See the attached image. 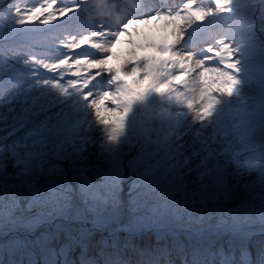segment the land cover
I'll list each match as a JSON object with an SVG mask.
<instances>
[{
  "label": "snow or ice",
  "instance_id": "obj_1",
  "mask_svg": "<svg viewBox=\"0 0 264 264\" xmlns=\"http://www.w3.org/2000/svg\"><path fill=\"white\" fill-rule=\"evenodd\" d=\"M56 3L22 9L0 0V11L23 25ZM210 4L157 7L117 27L96 19L87 0L58 8L61 17L88 15L89 26L73 34L69 49L113 41L96 59L88 47L73 51L71 59L81 63L71 66L86 74L74 73L82 83L68 80L76 109L82 98L101 124H114L110 142L147 90L163 94L170 88L122 68L135 59L130 41L145 45L136 54L201 71L199 101L187 105L198 126L175 139L142 133L122 149L98 150L86 118L73 116V108L51 91L67 96L65 86L36 70L42 65L63 73L68 59H24L17 67L21 58L11 64L0 57V109L7 110L0 117V264H264V120L217 110L219 96L243 87L240 49L264 44V28L258 32L252 22L264 15V0H251L250 9L238 0ZM238 9L248 10L237 15ZM53 18L49 12L44 22ZM153 24L162 35L137 28ZM203 24L219 33L215 46L206 45L200 59L176 51L188 30ZM153 42L159 50L147 47ZM108 75L115 87L97 95V83ZM129 170L135 179L125 196Z\"/></svg>",
  "mask_w": 264,
  "mask_h": 264
},
{
  "label": "rangeland",
  "instance_id": "obj_2",
  "mask_svg": "<svg viewBox=\"0 0 264 264\" xmlns=\"http://www.w3.org/2000/svg\"><path fill=\"white\" fill-rule=\"evenodd\" d=\"M104 2L105 0H87L88 6L90 11L94 10V4L95 2ZM162 3H165L164 0H159ZM190 3H193L194 6H204V7H210L211 4L208 0H200V2H196V0H189ZM43 3L39 4V7L41 5H47L48 0H43ZM72 3H74V0H57V3L54 5L52 9H47L46 7L42 9L41 17L44 16L43 12L47 11L53 13V19L49 20L47 24V29L49 32L53 33V38L51 42H48V45L46 46V49H39L37 53V57L41 59H45L47 57L54 58L53 63H58L59 59H63V56L66 51H70L73 49H69L66 47L67 44L71 42L72 36L74 33L78 32L81 29H75L74 26L76 24H82L84 25V28L89 26V20L88 15L85 13L83 16H79V14H68L66 16H59L58 15V8L60 6H69ZM160 4V3H158ZM155 0H143L142 4H140V8L143 9V15L150 14L154 8L153 6L158 5ZM131 7L129 0L120 1L116 0V5L114 7H110L106 10L102 9L101 11H97L96 15L93 14V16L96 19H102L106 22L110 20V24L113 25L114 23L119 26L123 21H125L124 14L127 16V18H136L134 16V9ZM161 7V6H158ZM49 15V14H48ZM48 15L45 16L46 20L48 18ZM118 18L121 19V21H118ZM78 19V20H77ZM74 20H77L76 22ZM114 27V26H113ZM66 28H69L67 30ZM138 30L140 32H147L151 33L154 36L162 35L161 28L155 24L153 25H144V26H137ZM192 35L191 37H189ZM219 35L214 29L213 26L209 24H203V25H194L191 29L188 30L187 35L184 39V41L177 47L176 51L178 52H191L194 53L197 57V59L203 58L205 56V46L206 45H213V41L216 38V36ZM127 39V38H126ZM85 42H87L88 37H84ZM93 45L90 46H81V48L84 50L85 47L91 48V46H98L101 45L102 48H100L97 52L93 50H88L87 54L91 56L93 59L99 58L100 53L107 52L110 50V45L113 43V41H108L105 43L103 40H94ZM134 46L132 49H130V53L132 55H135V61L138 63L137 67H131L130 61L132 59H129L126 64L122 65V68L127 72L130 73L132 70L137 71L139 74L138 77L142 78L146 75H152L154 79L159 84H169L170 85V91L173 92L176 88L174 85L179 86L180 84H177L175 81L182 83V86H185L186 92L183 91V103L181 101L176 102L177 106H174L172 100L164 98L161 93H158L154 90L149 91L148 93H144L143 98L140 100L135 101L133 104L136 105V108H133V104L130 106V109L125 117V121L131 122V123H137L138 120L143 119L146 122V127L149 128L151 131H155L156 123H158L160 116H173L172 110H176L177 116L180 117L179 122V130L173 131V139H175L181 132H183L185 129L189 127H197L198 122L196 121L195 113L192 109H190V112L186 117L181 118V113H184V115L187 113L186 106L189 103H198L200 93H201V71L197 69V67L193 66L190 70L182 69V67L174 62H171L169 60H166L164 57H157L154 54L153 55H147V54H136L135 48H141L144 47L139 42L132 43ZM126 47L125 44H121V46L117 49L118 53H122L124 48ZM147 47H154L156 48V43L153 42ZM157 49V48H156ZM56 50V51H54ZM159 50V49H157ZM79 58V57H78ZM65 59L69 60V69L65 72L61 73L59 70L56 72L48 73L46 69L42 67V65H38L37 69L39 73L44 74L45 76L51 78L55 77L56 81H59L62 83L65 88L68 91V95L65 96V100H67V104L69 105V108H73L72 115L78 116L82 118H86L87 124L86 127H88L90 135L92 137L93 143L95 144L96 148L98 150H102L104 147H114L117 150L122 149V144L124 143L125 139L129 138L130 135L127 134L125 130H122V134L117 135V140L113 143L109 141V134L114 127V124L111 122L107 125L101 124L97 117L95 116L94 109L91 108H84V104L81 98V103L79 109H76L74 107L75 102L72 101V96L75 95L76 90L71 85L68 84V80H77L79 81V78L74 75V73L79 75H85V72H82L78 67H72L71 65H79L80 61H73L71 59V54L68 55ZM161 63V65H160ZM257 70V69H256ZM63 76L61 80H58L59 76ZM249 77V76H248ZM264 75L261 77L263 78ZM111 75L106 76L102 81L98 82L96 85V88L94 91H97L98 93H102L105 90H109L115 87V85L112 84V86H105L107 83L111 82ZM247 78H245L246 80ZM259 82L258 79L252 78L250 82H246L247 89L249 88L250 84L256 85ZM79 83H82V81H79ZM174 84V85H173ZM103 86V87H102ZM135 87V86H133ZM86 91V90H84ZM98 95V94H97ZM57 96V95H56ZM263 91H260V97H263ZM58 98H61V95L57 96ZM172 109V110H171ZM68 109H65L67 111ZM151 136L155 139H159L160 137L157 135L156 132L151 133ZM127 162V161H126ZM128 177L132 178V182L135 179L134 175L131 174L129 170ZM132 184V183H131ZM123 188V194L126 196L129 189L127 190V185H122Z\"/></svg>",
  "mask_w": 264,
  "mask_h": 264
},
{
  "label": "trees",
  "instance_id": "obj_3",
  "mask_svg": "<svg viewBox=\"0 0 264 264\" xmlns=\"http://www.w3.org/2000/svg\"><path fill=\"white\" fill-rule=\"evenodd\" d=\"M242 1V0H241ZM248 9H245L246 12ZM257 16V15H256ZM256 16L252 18V21L256 20ZM256 30L259 32L260 29L263 28V26H257L255 25ZM263 45H258V50L256 51V56L259 58L260 62L262 64L259 65V68L257 70L264 68V50ZM260 91H263L264 94V78L262 81H259L256 85H251L247 89L246 86H243L241 89H239L236 93L232 95L233 100L230 102L232 105L234 101L237 103V107H240V110L234 109L232 107H228L227 110L229 112H244L251 116L254 121H260L264 120V96L260 97ZM223 111V110H222ZM125 163H127L125 161ZM132 178L128 177L123 185H127V190L130 188L132 183Z\"/></svg>",
  "mask_w": 264,
  "mask_h": 264
},
{
  "label": "bare ground",
  "instance_id": "obj_4",
  "mask_svg": "<svg viewBox=\"0 0 264 264\" xmlns=\"http://www.w3.org/2000/svg\"><path fill=\"white\" fill-rule=\"evenodd\" d=\"M136 1H138L139 3H138L135 7H133L132 9H134L135 11H140V10H142V8H140V4H142V1H143V0H136ZM155 1H156L157 4H158V3H160V4H158V5H156V6H153L154 9L157 8L158 6L165 7V5H166V3H162V2H160L159 0H155ZM175 1H177V0H175ZM167 6H170V3H168ZM94 15H96V14H94ZM79 29H84V25H83L81 28H79ZM19 48L23 50V54H24L25 56H27V57H33V56H36L37 53H38V52H34V53H32V49H31V48H25L24 46H21V47H19ZM36 50H37V49H36ZM2 51H6V50L3 49ZM127 145H128V144H127Z\"/></svg>",
  "mask_w": 264,
  "mask_h": 264
}]
</instances>
